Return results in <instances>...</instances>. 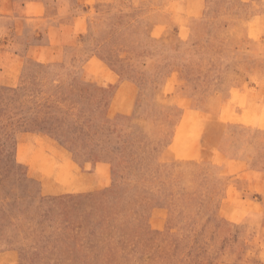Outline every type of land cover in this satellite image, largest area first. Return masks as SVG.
Instances as JSON below:
<instances>
[{
	"label": "rangeland",
	"instance_id": "1",
	"mask_svg": "<svg viewBox=\"0 0 264 264\" xmlns=\"http://www.w3.org/2000/svg\"><path fill=\"white\" fill-rule=\"evenodd\" d=\"M0 264H264V0H0Z\"/></svg>",
	"mask_w": 264,
	"mask_h": 264
},
{
	"label": "crops",
	"instance_id": "2",
	"mask_svg": "<svg viewBox=\"0 0 264 264\" xmlns=\"http://www.w3.org/2000/svg\"><path fill=\"white\" fill-rule=\"evenodd\" d=\"M33 3H34L33 4L34 8L37 9V10L41 9L42 5H44L42 2H39V1H34ZM25 7H26V5H25ZM57 63L58 62L55 61V63L52 62L51 64L54 65V64H57ZM117 92H118V89L115 90V94H113L112 101L109 103V105L107 107V117L108 118L111 117L110 114H111V111H112V103H113L114 98L117 96ZM125 111H127V108L122 107L120 112H119V114L116 115V116L120 117L121 121H122V119L124 117V113H127ZM186 111L187 110H185L184 112L186 113ZM178 124H179V122L170 121L166 126H164L163 132L158 134L159 136L160 135L164 136V138H166L167 141H168V144H167L166 148H164V150L162 151L161 155L159 156V160L158 161L161 162L162 160H167V161H169L167 165L170 164V166H172V164H175L173 162H176L177 154H175L173 152V150H174V146H175V142H176V134H177V125ZM50 125H52V124H50ZM53 125L56 126L57 124H53ZM178 127H179V125H178ZM213 129H215V130H213V132H212V138L217 137V134L219 133L216 128H213ZM109 137L111 138V140H112L111 142L113 144L119 143V145H120L119 149H117V150L115 149V150L119 151V153H121L122 152V143H123V141L121 139L122 137L120 136L121 138L119 139V141H118L117 138L113 139V137H114L113 133H111L109 135ZM217 138H216V140H217ZM206 141H208V140H206ZM72 143L73 142L71 141V144ZM206 143L204 145V148L200 150V153H205V154H209V152L210 153H212V152L214 153L215 150L218 148V145H219V143H217L215 141V139L209 140L210 145H207ZM238 144H239V141H235L234 139L231 138L230 141L228 140L227 142L223 143L219 147L220 151H222L225 155L233 154L234 155L233 159H234V161H236V164H239V162L241 160L247 158V154H246L245 151L242 154L239 152V145ZM101 151H103L104 153L107 152L106 149H103L102 147H100L99 149L96 150L97 154L94 153V152L93 153L90 152V153L87 154V156L91 157L93 155H99L101 153ZM186 151H187V149H185V152ZM98 162H100V160Z\"/></svg>",
	"mask_w": 264,
	"mask_h": 264
}]
</instances>
